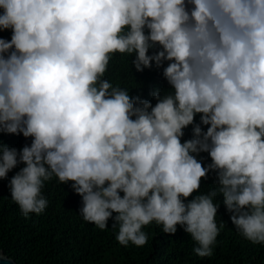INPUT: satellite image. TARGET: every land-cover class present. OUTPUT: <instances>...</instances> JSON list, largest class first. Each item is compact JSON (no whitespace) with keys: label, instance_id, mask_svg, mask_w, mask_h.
<instances>
[{"label":"clouds","instance_id":"obj_1","mask_svg":"<svg viewBox=\"0 0 264 264\" xmlns=\"http://www.w3.org/2000/svg\"><path fill=\"white\" fill-rule=\"evenodd\" d=\"M0 31V133L30 138L0 144L21 216L46 209L55 178L124 247L145 245L150 224L179 226L211 257L221 203L237 235L264 245V0H0ZM117 54L162 69L154 104L104 78Z\"/></svg>","mask_w":264,"mask_h":264},{"label":"trees","instance_id":"obj_2","mask_svg":"<svg viewBox=\"0 0 264 264\" xmlns=\"http://www.w3.org/2000/svg\"><path fill=\"white\" fill-rule=\"evenodd\" d=\"M0 38L10 39V31H0ZM104 78L121 87H132L130 95H139L153 104L149 93L167 88L162 69L152 67L136 72L131 57L119 54L110 61ZM194 121H199V115ZM206 127L203 126L205 130ZM184 133L182 142L191 138V126ZM26 143H30V138L0 133V144L19 149ZM197 159L202 166L211 162L207 153H200ZM22 166L17 165L7 177L10 179ZM214 182L215 173L210 171L207 179H201L200 191L215 187ZM7 184L8 179H0V249L18 264H264V245H253L237 235L222 203L216 219L218 225L223 221L225 226L216 238L213 255L199 258L192 252L190 236L179 226L175 234H164L158 226L150 224L142 229L148 236L145 245H119L111 228L112 220L109 219L105 230L84 222L78 214L79 195L69 184H60L55 178L46 182L43 189L48 201L46 209L25 218L10 201ZM217 199L222 201V197Z\"/></svg>","mask_w":264,"mask_h":264},{"label":"water","instance_id":"obj_3","mask_svg":"<svg viewBox=\"0 0 264 264\" xmlns=\"http://www.w3.org/2000/svg\"><path fill=\"white\" fill-rule=\"evenodd\" d=\"M0 264H18L12 258L6 256L0 249Z\"/></svg>","mask_w":264,"mask_h":264}]
</instances>
